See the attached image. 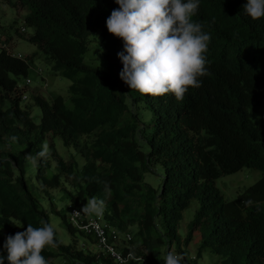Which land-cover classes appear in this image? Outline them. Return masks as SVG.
Instances as JSON below:
<instances>
[{
  "label": "trees",
  "instance_id": "trees-1",
  "mask_svg": "<svg viewBox=\"0 0 264 264\" xmlns=\"http://www.w3.org/2000/svg\"><path fill=\"white\" fill-rule=\"evenodd\" d=\"M5 1L27 11L25 23L33 34L26 40L39 48L55 74L72 80L73 108L61 95L52 102L35 95L34 103L42 111L37 124L30 110L22 107L19 86L29 78L35 56L22 58L0 49V145L24 146L25 152L37 155L52 136L76 148L87 160L77 172L79 186L87 185L79 192L82 200L68 192L79 209L89 197L106 199L111 193L107 218L113 219L118 218V207L129 212V199L139 197L143 214L138 227L145 251L137 250L136 255L150 264H165L151 246L157 221L163 220L168 232L176 233L193 199L200 209L187 243L194 232L202 234L199 257L211 249L222 264H264V125H255L250 117L264 105V18L254 21L244 12L247 0H200L193 20L211 36L208 75L200 77L201 87L190 88L181 102L172 94L141 95L120 79L121 40L106 27L111 12L119 7L115 0ZM96 31L106 47L103 70L84 59ZM91 135L93 143H81ZM25 152L0 147V255L5 264L6 237L25 231L28 224L49 223L48 213L26 184ZM60 166L66 171L64 163ZM158 166L164 171L159 190L144 183L145 172L154 173ZM244 168L262 172L261 180L234 201H226L215 181ZM37 170L44 184L59 186L60 178L49 174V164L43 162ZM105 182L110 191H105ZM17 220L23 227L13 225ZM69 229L76 231L71 224ZM55 239L56 246L42 252L48 264L59 256L74 264H114L64 246L56 235Z\"/></svg>",
  "mask_w": 264,
  "mask_h": 264
},
{
  "label": "rangeland",
  "instance_id": "rangeland-1",
  "mask_svg": "<svg viewBox=\"0 0 264 264\" xmlns=\"http://www.w3.org/2000/svg\"><path fill=\"white\" fill-rule=\"evenodd\" d=\"M26 14L27 11L25 9H17L5 0H0V33H8L13 37L16 42L12 45V52L14 54L22 56L23 58L32 55L35 56L33 62L30 63L31 70L29 79L32 81L31 84L27 85L26 79H22L19 86L22 89L23 95L22 107L28 108L34 121L39 124L41 122L42 111L40 107L35 105L33 97L35 95H42L48 101L52 102L56 96L61 95L64 97L66 105L69 108H73L70 94V86L73 82L70 79L55 74L52 67L44 61L39 48L26 40L33 34V29L29 28L25 23ZM23 28L26 29V33L21 34L20 31ZM17 32L21 35H18ZM120 46L123 51L122 40L120 41ZM105 54L106 47L101 32L96 31L88 40V51L84 58L85 63L95 69L103 70L105 68ZM24 96H27V99H24ZM143 114L147 115L148 113L145 111ZM250 117L255 125H264V105L252 112ZM94 141L95 137L91 135L82 138L81 143L90 145ZM46 143L49 147V155L43 159V162L49 164L50 175H57L60 178L58 187H50L44 184L42 177H38L37 166L39 164L42 165L43 162H41L40 157L36 154L25 152L24 146L20 147L16 144L12 146L1 144L0 147L4 151H10L16 154L25 152L26 184L38 199L40 206L48 213L49 223L52 225L58 241L64 246H72L74 250H83L93 256L98 255V249L90 239L78 230L71 232L69 229V213L71 208L77 207V205L72 203L68 192L74 193L80 201L82 200L79 192L85 191L87 185L82 183V187L79 186L81 174L77 172L84 168L87 160L73 146H65L58 137L53 138L52 136H48ZM29 156L35 159H28ZM61 162L65 164L66 171H62L60 166ZM97 165L99 167L101 166L99 163ZM100 171L103 172V169L100 168ZM163 174L162 166L156 167L154 173L145 172L144 183L159 190L163 183ZM262 176V172L258 170L244 168L235 174L219 178L215 181V185L221 191L226 201H234L240 192H244L255 185L261 180ZM95 197L98 200L104 201L102 216L118 226V230L121 233L120 241L118 240L116 243L118 248L124 249L125 247V249H129L135 254L137 250L145 251V248L142 246L138 227L139 220L143 214V208L139 204V197H131L129 199V206L131 207V211L129 212H124L122 206L118 207V218L113 219L107 218V214L110 213L109 201L111 199V193L108 194L106 199H101V197L96 195ZM199 209L200 203L198 200H191L178 224L176 233L168 232V227L163 220L159 219L157 221L158 227L151 231V246L156 250L159 259L165 260L164 257L167 252L174 251L183 256L182 264H222L220 256L211 249L203 250L201 257L198 256L203 241L202 234L199 231L194 232L192 240L187 243L191 223ZM64 216H66V219ZM128 233L134 237L132 242H128L126 239V234ZM56 252L54 250V253ZM52 264L74 263L66 257L59 256L53 260Z\"/></svg>",
  "mask_w": 264,
  "mask_h": 264
},
{
  "label": "clouds",
  "instance_id": "clouds-1",
  "mask_svg": "<svg viewBox=\"0 0 264 264\" xmlns=\"http://www.w3.org/2000/svg\"><path fill=\"white\" fill-rule=\"evenodd\" d=\"M115 3L119 7L111 12L106 27L110 35L123 41V51L117 54L123 65L119 75L130 90L152 97L172 94L181 102L190 88L201 87L199 78L208 75L206 53L211 36L203 31L201 22L193 20L200 0H115ZM243 9L254 21L264 18V0H247ZM9 38L12 52L13 37ZM48 155L45 142L37 156ZM105 191H110L107 182ZM103 210L104 201L92 196L73 214L100 216ZM13 225L23 227L18 220ZM55 246V232L50 223L42 227L28 224L25 231L6 237L3 245L8 264H48L42 252ZM128 258H133L132 253ZM164 259L165 264H182L183 256L168 251ZM0 264H5L3 255ZM121 264L127 261L122 260Z\"/></svg>",
  "mask_w": 264,
  "mask_h": 264
},
{
  "label": "built area",
  "instance_id": "built-area-1",
  "mask_svg": "<svg viewBox=\"0 0 264 264\" xmlns=\"http://www.w3.org/2000/svg\"><path fill=\"white\" fill-rule=\"evenodd\" d=\"M21 34L26 33V29L20 31ZM17 32V34H20ZM9 38V34L7 33ZM5 34L0 33V49L7 48L9 50L8 38ZM11 37V36H10ZM39 72H41L39 70ZM31 79H27V85L31 84ZM27 99V96H24ZM77 207H72L69 213V222L72 227L83 233L88 239L93 242V245L98 249V258H107L113 261L114 264H121L122 260H126L127 264H150L142 256L136 255L131 250H123L118 248L117 241L121 238V233L117 226L109 223L104 216H89L81 213L74 215L73 213L80 211ZM128 242L133 241L131 234H126ZM115 253V254H114ZM129 253H132L133 258L129 259ZM103 264V262L101 263Z\"/></svg>",
  "mask_w": 264,
  "mask_h": 264
},
{
  "label": "crops",
  "instance_id": "crops-1",
  "mask_svg": "<svg viewBox=\"0 0 264 264\" xmlns=\"http://www.w3.org/2000/svg\"><path fill=\"white\" fill-rule=\"evenodd\" d=\"M11 37H12V36H11ZM14 42H15V41H14V39H13V41L11 42V46L14 44ZM15 43H16V42H15ZM124 248H125V247H124Z\"/></svg>",
  "mask_w": 264,
  "mask_h": 264
}]
</instances>
